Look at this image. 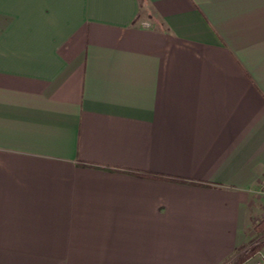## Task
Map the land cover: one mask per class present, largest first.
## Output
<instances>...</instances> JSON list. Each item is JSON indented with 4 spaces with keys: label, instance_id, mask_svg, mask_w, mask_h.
Masks as SVG:
<instances>
[{
    "label": "crops",
    "instance_id": "0c3cea01",
    "mask_svg": "<svg viewBox=\"0 0 264 264\" xmlns=\"http://www.w3.org/2000/svg\"><path fill=\"white\" fill-rule=\"evenodd\" d=\"M263 175L264 0H0V264L231 263Z\"/></svg>",
    "mask_w": 264,
    "mask_h": 264
},
{
    "label": "trees",
    "instance_id": "16d2710c",
    "mask_svg": "<svg viewBox=\"0 0 264 264\" xmlns=\"http://www.w3.org/2000/svg\"><path fill=\"white\" fill-rule=\"evenodd\" d=\"M140 1H141V3L143 5H145L146 0H140ZM86 167L98 168V167H95V166H92V165L91 166L90 165H86ZM153 178L159 179V180H162V181L175 182V183H187V181H184V180H181V179H173V178H169V177H165V176H153ZM255 231H256L258 236H263L264 235V219H262L256 225ZM254 243H255V241H252V242L246 244L245 247H243L241 250H239L238 256L234 259V261H232L229 264H245L249 260H251L253 258V256L255 255L256 251L260 248L259 244H254ZM251 244H253V245L250 247Z\"/></svg>",
    "mask_w": 264,
    "mask_h": 264
},
{
    "label": "built area",
    "instance_id": "2783aa9c",
    "mask_svg": "<svg viewBox=\"0 0 264 264\" xmlns=\"http://www.w3.org/2000/svg\"><path fill=\"white\" fill-rule=\"evenodd\" d=\"M255 194L259 197V199H264V175L258 183V189L255 191ZM254 244H259L260 248L249 261H252V264H264V235L263 239L256 241Z\"/></svg>",
    "mask_w": 264,
    "mask_h": 264
},
{
    "label": "rangeland",
    "instance_id": "374dc122",
    "mask_svg": "<svg viewBox=\"0 0 264 264\" xmlns=\"http://www.w3.org/2000/svg\"><path fill=\"white\" fill-rule=\"evenodd\" d=\"M258 207H259L258 208V212H257L258 214L254 215V218L255 219L252 220V222L249 223L251 225L250 228H249L250 229V232H249L250 237L248 238L246 244H248V243H250L252 241H255L256 242L258 240L263 239V236H258L257 233H256V231H255V227L258 224V222H260L262 219H264V205H259ZM252 245L253 244H251L250 247ZM226 264H229V263H226Z\"/></svg>",
    "mask_w": 264,
    "mask_h": 264
}]
</instances>
